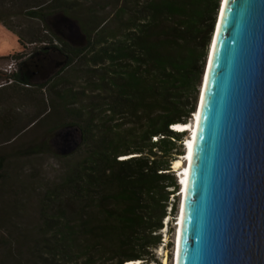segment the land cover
<instances>
[{
	"label": "trees",
	"instance_id": "trees-1",
	"mask_svg": "<svg viewBox=\"0 0 264 264\" xmlns=\"http://www.w3.org/2000/svg\"><path fill=\"white\" fill-rule=\"evenodd\" d=\"M221 1L115 0L113 19L96 22L79 0H0V21L22 45L0 56L4 65L19 60L17 82L0 88V144L41 123L69 158L39 194L38 221L0 235V264L158 262L164 221L177 213L173 164L188 133L171 125L196 114ZM16 8L40 21L26 44L8 19ZM44 89L49 99L22 123L12 98ZM48 149L43 141L26 153ZM6 160L0 155L3 180Z\"/></svg>",
	"mask_w": 264,
	"mask_h": 264
},
{
	"label": "water",
	"instance_id": "water-1",
	"mask_svg": "<svg viewBox=\"0 0 264 264\" xmlns=\"http://www.w3.org/2000/svg\"><path fill=\"white\" fill-rule=\"evenodd\" d=\"M196 112L175 264H264V0L221 1Z\"/></svg>",
	"mask_w": 264,
	"mask_h": 264
},
{
	"label": "rangeland",
	"instance_id": "rangeland-1",
	"mask_svg": "<svg viewBox=\"0 0 264 264\" xmlns=\"http://www.w3.org/2000/svg\"><path fill=\"white\" fill-rule=\"evenodd\" d=\"M82 6L81 10L85 14H90L87 11L92 9L96 16V22L103 20L105 17L113 19V14L116 10V6L113 4L115 0H79ZM10 11L12 6L10 3L7 5ZM17 9V8H16ZM19 11L14 16H8V19L12 24L17 26V29L23 33L26 37L23 43H29V31L33 28H40V21L36 18H32L27 15L24 10ZM9 11V10H8ZM9 11V12H10ZM80 12V13H82ZM14 13V12H13ZM79 12H76L78 14ZM95 22V23H96ZM95 23L88 27L91 29ZM103 34V32H102ZM84 41V39H82ZM22 49L20 43V35L17 31L8 28L0 21V56H6L14 52H18ZM3 61H0V80L5 78V73L2 72ZM23 87V86H21ZM24 89V87H23ZM10 93L13 90L10 89ZM91 93V91H90ZM21 96L19 98H12V107L14 109V115L22 123L28 124L34 117L38 107H42V99L46 101L49 99L48 92L44 89L43 94L29 96L24 90L20 91ZM189 133L185 135L187 139ZM51 133L47 130V126L38 123L31 126L25 132L18 136L15 141L10 144H0V155L7 157L5 169L7 171L8 180L0 179L3 181V185L0 192V235L8 236L12 233V229H15L14 224L34 223L38 221V199L39 194L48 185L59 180L65 171L66 162L69 158H66V152L59 151L51 144ZM43 141H48L50 150H44L38 154H28L31 147ZM85 151L75 152L73 154V160L75 161L80 156L85 155ZM177 159L184 161V156L178 155ZM176 159V160H177ZM176 163L173 164V167ZM184 168V165L180 167H174V170L178 171L179 178L181 176L180 170ZM4 169V170H5ZM181 195L179 191L171 195L170 201L177 206V213L169 214L164 221V228L162 229V242L156 248L155 253L158 258V262L148 261L145 264H162L164 259H167L169 264H174L175 261V240H176V218L179 212ZM171 210L169 206L168 211Z\"/></svg>",
	"mask_w": 264,
	"mask_h": 264
},
{
	"label": "bare ground",
	"instance_id": "bare-ground-1",
	"mask_svg": "<svg viewBox=\"0 0 264 264\" xmlns=\"http://www.w3.org/2000/svg\"><path fill=\"white\" fill-rule=\"evenodd\" d=\"M197 113V112H196ZM194 123H195V119L193 117V120L190 122V123H187V124H182V125H185L186 127V130L189 131V130H192L194 129ZM194 135V134H193ZM190 136V135H189ZM188 136V137H189ZM194 141V138L191 140V137H189L188 139V157H184V161L181 160V159H177L175 160V166L174 167H180L182 165H184V167L187 166V162H189L191 160V155H192V149H193V142ZM186 153V152H185ZM185 175V178H184V186L186 188V185H187V180H188V168L185 170V174L181 173V177H184ZM184 193V192H183ZM180 195L182 196V192L180 193ZM178 225H179V229H178V236H177V239L179 238V232H180V229H181V225H182V222L180 221L179 224H176L177 228H178ZM177 232V231H176ZM177 235V234H176ZM176 259H177V251H176V254H175V261H174V264L176 263ZM129 264H145L143 263L142 261H133V262H129ZM162 264H169L167 259H164L163 263Z\"/></svg>",
	"mask_w": 264,
	"mask_h": 264
},
{
	"label": "built area",
	"instance_id": "built-area-1",
	"mask_svg": "<svg viewBox=\"0 0 264 264\" xmlns=\"http://www.w3.org/2000/svg\"><path fill=\"white\" fill-rule=\"evenodd\" d=\"M19 68V60L15 57H12L3 67L2 72L5 73V78L0 80V88L6 87L8 85L14 84L16 78L14 77V73L18 71Z\"/></svg>",
	"mask_w": 264,
	"mask_h": 264
},
{
	"label": "clouds",
	"instance_id": "clouds-1",
	"mask_svg": "<svg viewBox=\"0 0 264 264\" xmlns=\"http://www.w3.org/2000/svg\"><path fill=\"white\" fill-rule=\"evenodd\" d=\"M197 114V113H196ZM193 117H194V119L196 120V118H195V113H194V115H193ZM176 124H181V123H176ZM176 124H172L171 125V127L173 128V125H176ZM190 131H192V130H189V131H185V132H188V133H190ZM190 135V134H189ZM188 135V136H189ZM191 137V136H190ZM187 139V137H185L184 139H183V144H184V147H185V152L187 153L188 152V146L184 143L185 142V140ZM185 153V154H186ZM185 154H183V155H181V156H184V157H186L185 156ZM187 164H188V162H187ZM187 167V166H186ZM186 167H184V168H186ZM181 171V170H180ZM179 171V172H180ZM181 173H183V172H181ZM183 174H185V173H183ZM176 175L178 176V180H179V183H180V190L182 189V188H184V182L181 180L182 179V177L180 176V178H179V175H178V171L176 170ZM180 190H179V194L181 193L180 192ZM183 192V191H182ZM180 214V206H179V212H178V215ZM178 215H177V217H178ZM176 220H177V218H176ZM176 223V222H175ZM179 223H180V221H179ZM178 223V224H179ZM178 229H179V225H178V228L176 229V242H175V248H176V243H177V236H178ZM177 251V250H176ZM176 254V253H175ZM175 257V256H174ZM126 264H129V262H127Z\"/></svg>",
	"mask_w": 264,
	"mask_h": 264
}]
</instances>
